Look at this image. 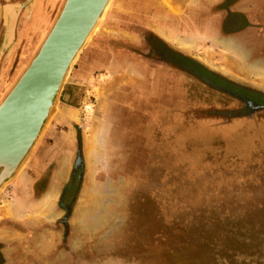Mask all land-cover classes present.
<instances>
[{"label": "rangeland", "instance_id": "rangeland-1", "mask_svg": "<svg viewBox=\"0 0 264 264\" xmlns=\"http://www.w3.org/2000/svg\"><path fill=\"white\" fill-rule=\"evenodd\" d=\"M139 1L150 0H113L103 23L71 70L65 86H71L76 74L86 85L71 86L68 99L70 106L84 115L81 122L77 120L78 125L85 126L78 129L75 147L82 142L84 130L89 129L88 116L96 111L95 89L91 94L89 83L104 80L91 72V54L96 55V49L108 43L109 33L117 27L138 22L121 12L137 11ZM166 1L177 12L185 13L192 0ZM23 2L0 0V51L6 45L12 8ZM62 3L63 0H35L18 13L10 43L0 56V100L37 51ZM146 29L155 35L152 25ZM176 32L181 38L194 34H185L183 29ZM205 43L195 40L198 57L207 51L209 44ZM146 44L153 49V38L149 37ZM130 45L137 52V40L130 41ZM210 49L217 64L219 54L214 47ZM134 75L137 73L130 72L131 77ZM185 78L179 75L178 79ZM242 81L264 90V71L243 72ZM179 88H185V84L179 82ZM196 111L199 112L185 125L179 122L176 176L165 184L153 178L145 184V199L132 194L123 201V213L109 222V231L105 229L104 216L98 221L99 215L87 213L91 208L90 203L86 206L87 201L74 211L77 195L73 193L79 188L78 181L67 184L73 196L62 200L53 197L60 191L58 186L47 189L48 183L35 173L34 169L44 164L41 155L46 146L53 148L64 139L63 128L57 129L52 121L18 179L0 194V243L5 244L6 251L12 244L30 242L35 247L29 249V257L23 252L21 259L10 255L0 258L2 264H47L41 254L48 248L36 245L58 240L66 241L67 252L79 250L73 247L75 242L82 245L76 252V264H264V111L231 125L227 124L228 114ZM208 114L221 119L196 118ZM66 259L67 264H74L71 257Z\"/></svg>", "mask_w": 264, "mask_h": 264}, {"label": "crops", "instance_id": "crops-1", "mask_svg": "<svg viewBox=\"0 0 264 264\" xmlns=\"http://www.w3.org/2000/svg\"><path fill=\"white\" fill-rule=\"evenodd\" d=\"M215 1L217 0L189 1L185 13L177 12V8L166 0H150L143 3L139 1L137 11L121 12L136 18L138 22L133 23L134 25L123 23V26L117 27L109 33L108 43L96 49V55L91 54V72L98 73L95 74L96 78L104 80L101 83H89L91 94L95 89L96 111L88 116L89 129L84 130L82 142L76 143V147L78 129L85 126L81 123V127L77 123V120L82 119L83 111L70 106L68 99L73 89L71 86L86 85L76 74L69 83L71 86H64L58 112L53 120L57 129L63 128L64 139L44 151L42 171H45L41 175L44 174V182L48 183L47 189L51 185H57L60 189L70 181L75 152H80L83 155H80L83 174L76 194L74 211L76 212L79 206L82 208V202L85 204L87 201L86 206L90 203L91 207L87 213L99 215V219L96 218L98 221L104 218L105 229L108 231L109 222L114 221L116 215H122L123 201L129 200L132 194L138 199H145V184L153 178H157L160 184H165L173 175L176 176L174 170L178 161L179 122L185 125V121L199 112L194 109V102L189 101L187 96L181 99L178 97L179 82H185L179 81L178 75L184 72L186 66L179 65L177 58L189 59L207 71L240 84L243 83V72L264 71V57L249 53L252 51H247L248 44H245L247 47L242 46V40L232 36L222 37L219 29L222 12H218L217 20L211 18L210 14ZM147 25H152L159 40L156 41V48H161L155 63H151L149 59L147 63L140 50L134 52L129 48L130 41L137 40V43H140L139 37L136 39L137 35L129 30H141ZM182 29L185 34H194H187L186 38L178 37L176 30ZM195 40L209 44L201 57L195 53ZM180 41L184 43L179 44ZM214 43H217L216 46ZM210 47H214L219 54L217 64L214 63L215 55ZM130 72L137 73V76L131 77ZM199 102L204 103L202 100ZM207 108L201 106V109L197 110L211 113V109ZM196 118L218 119V115L211 117L208 114ZM234 121L237 120L232 118L227 124L231 125ZM184 147L187 152V145ZM57 159H60L61 163H57ZM45 172L50 174L48 180ZM156 195L154 191L153 197ZM53 197L59 198L60 195L56 193ZM31 247L35 246L30 242L12 244L7 251L3 249V253L17 260L24 256L23 252L29 257ZM36 247L48 248L41 254L47 264H67L66 256L71 257L76 264V252L79 253L82 245L75 242L73 247L79 249L76 252L65 250V240L52 243L46 241ZM78 258L80 260V257Z\"/></svg>", "mask_w": 264, "mask_h": 264}, {"label": "water", "instance_id": "water-1", "mask_svg": "<svg viewBox=\"0 0 264 264\" xmlns=\"http://www.w3.org/2000/svg\"><path fill=\"white\" fill-rule=\"evenodd\" d=\"M34 1L12 8L0 56L10 43L18 13ZM112 3L63 0L37 51L0 100V194L18 179L54 120L71 70Z\"/></svg>", "mask_w": 264, "mask_h": 264}, {"label": "flooded vegetation", "instance_id": "flooded-vegetation-1", "mask_svg": "<svg viewBox=\"0 0 264 264\" xmlns=\"http://www.w3.org/2000/svg\"><path fill=\"white\" fill-rule=\"evenodd\" d=\"M218 12H222L221 14L223 15L219 28L222 37L232 36L238 40L241 39L242 46L248 44L249 47L247 51H252L249 53L257 54L258 57H264V0H217L212 5L210 13L211 18L217 20ZM131 32L135 33L140 39L139 49L137 50H140V53L143 54L142 58H145L147 63L149 62L148 59L151 60V63L157 62L159 58V49H161H158V47L156 48V43L159 42L157 36L149 33V31L143 27L141 30H132ZM146 35L153 38V49L147 48L146 40L149 37L147 38ZM130 46L131 45H129V48ZM154 53H156V55H154ZM181 58L182 57L177 58V63L186 67L183 69L184 72H180L179 75L187 77L188 80H183L186 86L183 89H178V97L181 99V97L185 98V96H187L189 101L194 102V104H192L194 109H201V106L204 108L208 107L207 109H211V112L218 111L217 113L219 114L223 113L230 115L228 117L229 121H231L232 118L235 120L249 118L252 114L264 111V91L252 88L245 83L240 84L232 82L216 73L201 68L197 63L189 59L183 60ZM198 85L201 87H197ZM151 97L152 95L150 98ZM200 100L204 103H200ZM151 108L153 107L151 106ZM214 109H216V111H214ZM218 119L220 120L221 116H218ZM46 150L47 146L44 151ZM41 151H43V148ZM75 155L70 181L67 184H72L77 181L80 182L82 178L83 170L80 152L78 154L76 151ZM41 156H43V154ZM36 164H39V160H36ZM37 165H35V168H37ZM37 170L34 169L36 174H42L43 171H45H42V167ZM45 174L47 175V172H45ZM43 176L39 175V177L42 178V182H44ZM49 176L50 174L46 176V179L49 178ZM67 184L59 189V198L62 200L64 198H72V196L78 192L77 188V191L72 195V191L67 187ZM44 193L45 191L43 194ZM11 226L14 227L13 224H11ZM5 248V244L1 242L0 258L3 260L6 258V254L3 253V249ZM0 264H2V261H0Z\"/></svg>", "mask_w": 264, "mask_h": 264}, {"label": "bare ground", "instance_id": "bare-ground-1", "mask_svg": "<svg viewBox=\"0 0 264 264\" xmlns=\"http://www.w3.org/2000/svg\"><path fill=\"white\" fill-rule=\"evenodd\" d=\"M11 143H12V141H11Z\"/></svg>", "mask_w": 264, "mask_h": 264}]
</instances>
